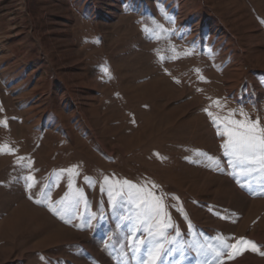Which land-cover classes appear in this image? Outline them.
<instances>
[{
    "label": "rangeland",
    "instance_id": "374dc122",
    "mask_svg": "<svg viewBox=\"0 0 264 264\" xmlns=\"http://www.w3.org/2000/svg\"><path fill=\"white\" fill-rule=\"evenodd\" d=\"M230 110L264 127V0H0V264H141L157 244L156 264H264L207 247L264 251V170L213 123ZM124 180L161 199L163 237Z\"/></svg>",
    "mask_w": 264,
    "mask_h": 264
},
{
    "label": "snow or ice",
    "instance_id": "6c2138e0",
    "mask_svg": "<svg viewBox=\"0 0 264 264\" xmlns=\"http://www.w3.org/2000/svg\"><path fill=\"white\" fill-rule=\"evenodd\" d=\"M162 28V26H159ZM159 38V37H158ZM203 78V77H201ZM219 105V99L214 101ZM207 111V109H205ZM211 116V113H208ZM235 110H230L229 115L220 118L213 117V123L218 128H222L217 134L224 138L222 147L224 149V155L230 156L237 164L242 165H258L261 170H264V127L260 125L259 120H251L247 118L243 112L241 115L243 119L233 118ZM6 123V121H4ZM7 147V146H4ZM2 150V149H0ZM29 179H32L29 177ZM87 180L88 178L85 177ZM105 182H108V178L105 177ZM116 184H120L116 181ZM123 185L127 186V191L124 192L123 187L121 190L115 193V196L121 195L123 192L127 199L131 201L136 208L145 216L146 219L153 220V223L149 224V231L155 229V234L158 236H164V230L171 225L167 222V213L164 211V205L161 199L148 191L144 187L137 186L128 180L123 181ZM31 187V185H29ZM115 189L112 185H109L108 195L113 204L116 199L114 196ZM178 199V198H177ZM40 202V201H37ZM55 211V209H53ZM219 245H207V247L215 253L216 257H224L233 260L237 256L242 255L245 251L258 252L264 256V251H261L257 242L240 237L234 239V242H229L228 239L218 237ZM139 244H143V241H139ZM162 244L155 245L148 254L146 261H142L141 264H156V261L161 255ZM218 264H223V260H219Z\"/></svg>",
    "mask_w": 264,
    "mask_h": 264
}]
</instances>
